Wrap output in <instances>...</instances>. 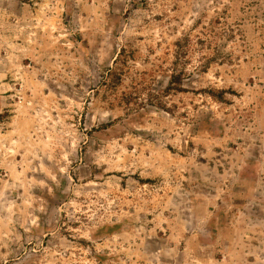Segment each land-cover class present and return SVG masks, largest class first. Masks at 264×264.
I'll return each instance as SVG.
<instances>
[{"label":"rangeland","instance_id":"374dc122","mask_svg":"<svg viewBox=\"0 0 264 264\" xmlns=\"http://www.w3.org/2000/svg\"><path fill=\"white\" fill-rule=\"evenodd\" d=\"M0 264H264V0H0Z\"/></svg>","mask_w":264,"mask_h":264}]
</instances>
